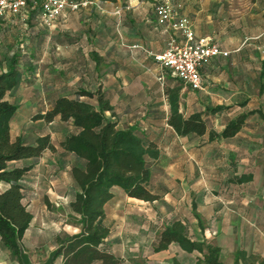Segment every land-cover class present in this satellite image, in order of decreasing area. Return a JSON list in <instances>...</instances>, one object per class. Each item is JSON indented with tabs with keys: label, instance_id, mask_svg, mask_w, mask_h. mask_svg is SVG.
Returning <instances> with one entry per match:
<instances>
[{
	"label": "crops",
	"instance_id": "obj_1",
	"mask_svg": "<svg viewBox=\"0 0 264 264\" xmlns=\"http://www.w3.org/2000/svg\"><path fill=\"white\" fill-rule=\"evenodd\" d=\"M167 1L178 16L190 20L196 38L210 36L229 51L200 68L201 89H192L154 58L178 34L158 24L155 8ZM15 55L23 79L8 94L18 106L12 134L15 121L22 126L25 117L45 113L60 96L101 92L111 105L106 117L120 128H135L160 151L151 162L148 184L159 199L130 197L115 187L106 205L110 234L104 250L120 257L121 264H196L202 253L187 252L177 243L155 250L160 233L181 221L192 240L221 248L223 264H235L240 251L245 256L239 264H264V0H94L65 11L51 25L41 21L38 8L29 9L25 20L8 13L0 17V71L9 68ZM174 89L180 112L186 117L202 113L216 133L237 115L253 113L233 137L181 136L169 124L168 92ZM79 98L97 105L95 97ZM58 120L64 122L59 117L33 122ZM68 123L71 130L58 143L49 131L27 138L23 130L15 134L31 143L48 134L56 146L37 160L11 162L33 165L23 180L33 220L22 248L30 255L38 248L49 253L58 248V234L80 230L52 212L59 197L65 215L79 218L70 207L76 191L70 174L74 156L60 146L73 131ZM244 176L251 178L241 181ZM0 264H22L1 240ZM53 264H63L62 258Z\"/></svg>",
	"mask_w": 264,
	"mask_h": 264
},
{
	"label": "trees",
	"instance_id": "obj_2",
	"mask_svg": "<svg viewBox=\"0 0 264 264\" xmlns=\"http://www.w3.org/2000/svg\"><path fill=\"white\" fill-rule=\"evenodd\" d=\"M22 79L19 58L15 55L9 68L0 71V240L20 261L22 239L33 220V214L24 202L23 180L33 165L19 166L11 162L37 160L47 150H56L48 134L38 136L32 143L12 134L11 121L18 106L8 100V94L18 87ZM168 95L171 106L169 124L181 136L209 133L211 138L233 137L253 113L237 115L220 133H216L209 128L202 113L186 117L180 112L177 89L169 91ZM79 96L95 97L97 105ZM110 109L109 101L101 92L80 91L75 98H56L50 110L33 117L47 123L59 117L73 125V131L61 141L60 146L74 156L70 174L76 191L70 207L79 215L76 224L80 230L75 234L56 236L58 250L53 263L62 258L63 264H121L120 257L102 248L110 234V228L105 224L106 205L114 196V188L120 187L128 196L145 201L159 199V195L148 188L151 162L160 155L157 145L146 141L133 127H118L105 115V111ZM221 109L215 107L213 110ZM250 178L244 176L240 180ZM172 243L179 244L187 252L202 253L196 264H223L220 260L221 248L192 240L181 221L173 222L160 233L155 250H165ZM244 256L243 252H237L235 264H239Z\"/></svg>",
	"mask_w": 264,
	"mask_h": 264
},
{
	"label": "built area",
	"instance_id": "obj_3",
	"mask_svg": "<svg viewBox=\"0 0 264 264\" xmlns=\"http://www.w3.org/2000/svg\"><path fill=\"white\" fill-rule=\"evenodd\" d=\"M93 3L94 0H0V17L8 13L21 14L25 20L30 8H38L41 21L51 25L65 11H77ZM155 14L159 25H169L178 33L169 39L165 51L154 55L155 60L192 89H201L200 68L208 59L227 56L229 51L223 50L210 36L196 38L190 20L178 16L171 2L157 5Z\"/></svg>",
	"mask_w": 264,
	"mask_h": 264
},
{
	"label": "rangeland",
	"instance_id": "obj_4",
	"mask_svg": "<svg viewBox=\"0 0 264 264\" xmlns=\"http://www.w3.org/2000/svg\"><path fill=\"white\" fill-rule=\"evenodd\" d=\"M37 113H40V111H37L35 113L32 114V116L29 118L25 117V121L23 122L22 126L18 125V123H16V121L14 122L15 127L13 129V136H15L16 133H19L21 130L24 131V133L26 134V138L28 137V135H30L33 132H45V131H49V133L51 135H54L55 137V143H58L59 140L66 135L68 132H70L71 128H70V124L68 122H60L59 120L54 122L53 124H43V122H39V123H35L33 121V116L36 115ZM22 114V113H21ZM24 115H28L23 113ZM17 124V125H16ZM34 138H31V140H33ZM67 157V159L70 158V155L67 154L65 155ZM63 199L61 198H55L54 200V209L52 212H54L55 214L58 215H63L62 217H64L68 222H73L76 223L77 219H74V217L72 216H66L65 212L63 210L62 207V201ZM42 227V226H41ZM23 249V248H22ZM24 252L29 256L31 262L33 264H38V263H45L47 261V259L49 258V255L52 251H54L55 249L51 250L49 253H41V248H38V251H36V253H33V255H30L29 252H27L25 249H23ZM35 254H37L38 256L36 257V260L34 259ZM33 256V257H32ZM39 260V261H38ZM22 262V259H21ZM22 264H24L22 262Z\"/></svg>",
	"mask_w": 264,
	"mask_h": 264
},
{
	"label": "water",
	"instance_id": "obj_5",
	"mask_svg": "<svg viewBox=\"0 0 264 264\" xmlns=\"http://www.w3.org/2000/svg\"><path fill=\"white\" fill-rule=\"evenodd\" d=\"M57 250H58V248L50 253L49 258L47 259V261L45 263H38V264H53V258L56 255ZM21 259H22V262L24 264H33L31 262L29 256L24 252V250L22 248H21Z\"/></svg>",
	"mask_w": 264,
	"mask_h": 264
}]
</instances>
